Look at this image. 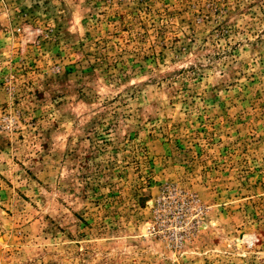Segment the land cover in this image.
I'll return each mask as SVG.
<instances>
[{"label":"rangeland","instance_id":"rangeland-1","mask_svg":"<svg viewBox=\"0 0 264 264\" xmlns=\"http://www.w3.org/2000/svg\"><path fill=\"white\" fill-rule=\"evenodd\" d=\"M0 264H264V0H0Z\"/></svg>","mask_w":264,"mask_h":264}]
</instances>
